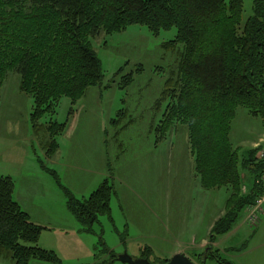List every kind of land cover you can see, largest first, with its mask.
Here are the masks:
<instances>
[{"label": "rangeland", "instance_id": "rangeland-1", "mask_svg": "<svg viewBox=\"0 0 264 264\" xmlns=\"http://www.w3.org/2000/svg\"><path fill=\"white\" fill-rule=\"evenodd\" d=\"M252 14L253 0H244L245 20ZM176 35L174 28L155 36L146 26L133 25L93 39L103 83L76 104L63 98L56 113L39 122L40 128L31 122L34 100L19 90L20 76L10 73L0 88V177L14 180L17 199L37 215L34 222L47 228L39 245L54 251L61 264H95L97 255L108 259V251L117 258L125 253L142 258L146 252L153 264L183 251L201 264L197 257L207 249L187 248L210 240L230 193L203 187L186 127L175 126L156 144L155 129L168 103L162 100L165 84L177 72L184 50L183 44L166 49ZM129 74L133 81L123 88L122 79ZM51 121L66 125L56 137L59 148L53 156L47 155ZM263 135L262 119L239 108L230 136L233 146L244 153L258 149L253 144ZM244 174L246 195L252 182ZM106 180L114 188L111 214L85 231L69 212L62 187L86 200ZM246 210L230 235L218 236L216 243L234 264H264V214L252 225ZM0 264H13L6 252L0 251Z\"/></svg>", "mask_w": 264, "mask_h": 264}, {"label": "trees", "instance_id": "trees-1", "mask_svg": "<svg viewBox=\"0 0 264 264\" xmlns=\"http://www.w3.org/2000/svg\"><path fill=\"white\" fill-rule=\"evenodd\" d=\"M133 25L146 26L155 36L174 28L176 38L166 49L184 45L178 70L165 84L162 100L168 103L155 129L156 144L175 126L186 127L203 187L229 191L224 216L211 231L212 249L197 258L201 264H234L213 244L231 232L239 215L263 192L259 149L244 153L230 136L239 108L261 118L264 126V0H253V14L246 20L244 0H0V88L10 73L20 76L19 90L34 100L31 122L40 128L39 122L55 114L63 98L76 104L103 83L93 39ZM132 81L133 74L124 76L123 88ZM49 124L47 155L53 156L59 148L56 137L66 125ZM245 172L252 182L246 195ZM62 188L69 212L85 231L101 216H110L114 188L109 180L86 200ZM14 192V180L0 177V251L13 264H61L54 251L39 245L47 228L33 222ZM107 254L108 259L97 255L95 264L117 261L113 252Z\"/></svg>", "mask_w": 264, "mask_h": 264}, {"label": "built area", "instance_id": "built-area-1", "mask_svg": "<svg viewBox=\"0 0 264 264\" xmlns=\"http://www.w3.org/2000/svg\"><path fill=\"white\" fill-rule=\"evenodd\" d=\"M259 149V158L264 161V138L256 145ZM263 192L257 198L254 205L250 206L246 210V221L252 225H257L260 222L261 215L264 214V176L262 178Z\"/></svg>", "mask_w": 264, "mask_h": 264}, {"label": "water", "instance_id": "water-1", "mask_svg": "<svg viewBox=\"0 0 264 264\" xmlns=\"http://www.w3.org/2000/svg\"><path fill=\"white\" fill-rule=\"evenodd\" d=\"M209 249H212L210 246ZM118 262L123 264H153L147 258H133L129 256L127 253L118 256ZM165 264H195L188 257L179 253L176 254L170 261Z\"/></svg>", "mask_w": 264, "mask_h": 264}, {"label": "crops", "instance_id": "crops-1", "mask_svg": "<svg viewBox=\"0 0 264 264\" xmlns=\"http://www.w3.org/2000/svg\"><path fill=\"white\" fill-rule=\"evenodd\" d=\"M264 138V135H263V137H261L257 142H255L254 144H253V147H256V145L260 142V140L261 139H263ZM15 193H16V187H15V192H14V198H15V200L19 203V205L21 206V208L27 213V214H29V216L31 217V219L33 218V216H37V215H35L34 213H33V211H31V210H29V209H27V208H25L24 206H25V204L26 203H24V202H22V201H20V199L18 198L17 199V197L15 196ZM35 206V205H34ZM36 207V206H35ZM33 220V219H32ZM34 222V221H33ZM36 223V222H35ZM37 224V223H36ZM39 225V224H38ZM42 226V225H41ZM213 228V227H212ZM231 233V232H230ZM230 233H228L229 235H230ZM227 235V234H226ZM220 244L221 243H214L213 244V248L216 250V249H218L219 248V246H220ZM210 245V241H208V240H204L198 247H188L187 248V250H189V249H192L193 251H199V250H202L204 247L207 249V248H209L208 246ZM218 250H221V249H218ZM179 253H181V254H183V251H179ZM178 253V254H179Z\"/></svg>", "mask_w": 264, "mask_h": 264}]
</instances>
